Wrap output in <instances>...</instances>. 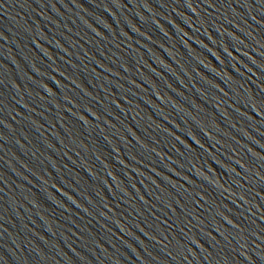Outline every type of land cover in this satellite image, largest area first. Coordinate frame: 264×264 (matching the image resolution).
Wrapping results in <instances>:
<instances>
[{
	"label": "water",
	"instance_id": "1",
	"mask_svg": "<svg viewBox=\"0 0 264 264\" xmlns=\"http://www.w3.org/2000/svg\"><path fill=\"white\" fill-rule=\"evenodd\" d=\"M0 264H264V0H0Z\"/></svg>",
	"mask_w": 264,
	"mask_h": 264
}]
</instances>
